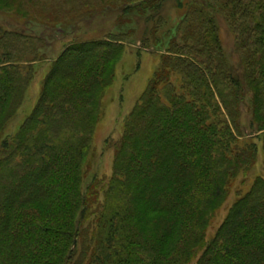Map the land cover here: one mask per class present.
Instances as JSON below:
<instances>
[{
    "label": "trees",
    "instance_id": "trees-1",
    "mask_svg": "<svg viewBox=\"0 0 264 264\" xmlns=\"http://www.w3.org/2000/svg\"><path fill=\"white\" fill-rule=\"evenodd\" d=\"M165 1L0 0V264H264V177L207 234L258 152L264 170V0H173L182 16L160 41ZM106 7L121 32L71 40L47 60L36 104L5 134L53 31ZM128 20L150 27L159 63L123 120L111 175L85 184Z\"/></svg>",
    "mask_w": 264,
    "mask_h": 264
},
{
    "label": "rangeland",
    "instance_id": "rangeland-1",
    "mask_svg": "<svg viewBox=\"0 0 264 264\" xmlns=\"http://www.w3.org/2000/svg\"><path fill=\"white\" fill-rule=\"evenodd\" d=\"M99 7L97 9H99ZM102 7L103 6L100 7V11ZM26 8H28L26 10L30 12L34 9L33 6ZM113 10V7H106L104 13L93 18L90 24L82 22L75 24V27L71 30L66 28V31H61L59 29L53 31L55 39H51V46L47 50L48 57L45 61H40L34 64L33 79L25 91L19 109L7 124L5 134L14 133L24 120L25 116L36 104L41 91L42 80L50 68V64L47 60L54 58L58 52H60V49L71 42V40L80 41L102 38L105 37L108 32H121L118 27H113V25H115L114 14L111 13ZM34 12L38 13V15H36L39 18L38 20H44L48 14L45 10L38 8L34 9ZM182 12L183 8L177 6L173 0H166L163 2L160 8L162 21L154 36L160 41H166L167 36L171 33L174 25L182 16ZM39 13H42L43 16L39 15ZM49 14L51 15V13ZM40 24L44 23L41 21ZM122 24H124L121 29L123 32H129L127 27L128 24H130L131 33L126 35L123 42L125 47L120 56V60L117 63L113 83L111 84V87L105 91L101 100L100 118L94 126L91 136V150L84 175L85 184L90 183L94 177L102 183L104 178H108L111 175L116 152L114 144L121 136L123 120L132 110L137 97L145 88L148 79L151 77L159 63L158 55L160 53L159 50L155 49L152 43L153 35L151 33L150 35V30H148L150 27L142 22L135 24L133 22L130 23L129 20ZM38 30L41 32V29ZM46 34L51 33L49 32ZM144 35L147 37V42L142 44L141 37ZM219 37L227 59H236L237 54H235V51L233 53L232 37L222 23L219 28ZM243 119H245V116ZM256 176L264 177L263 158L260 152H258L253 165L246 175L239 176L236 179L233 184L232 193L214 212V217L210 221L207 229L209 237L213 235L214 231L225 217L235 198L234 194L236 192L244 193L247 191Z\"/></svg>",
    "mask_w": 264,
    "mask_h": 264
}]
</instances>
